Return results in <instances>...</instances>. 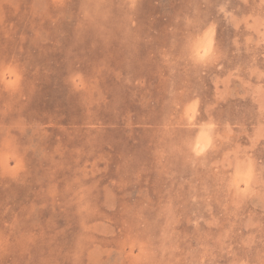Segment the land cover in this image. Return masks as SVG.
Here are the masks:
<instances>
[{
  "label": "rangeland",
  "instance_id": "374dc122",
  "mask_svg": "<svg viewBox=\"0 0 264 264\" xmlns=\"http://www.w3.org/2000/svg\"><path fill=\"white\" fill-rule=\"evenodd\" d=\"M262 158L264 0H0V264H264Z\"/></svg>",
  "mask_w": 264,
  "mask_h": 264
},
{
  "label": "snow or ice",
  "instance_id": "6c2138e0",
  "mask_svg": "<svg viewBox=\"0 0 264 264\" xmlns=\"http://www.w3.org/2000/svg\"><path fill=\"white\" fill-rule=\"evenodd\" d=\"M212 30L209 29V32L207 33V39H206V46L204 49H202V51L204 52V56L201 57V59H210L212 54H213V50H212ZM12 75L13 77H15V79L12 80H5V82L8 84V86L10 88H14L16 87L17 83L20 80V74H18L17 70L9 67L7 69V72L5 73V76L7 77V75ZM75 79L79 80V77H75ZM262 163H264V158H262Z\"/></svg>",
  "mask_w": 264,
  "mask_h": 264
},
{
  "label": "clouds",
  "instance_id": "9594fccd",
  "mask_svg": "<svg viewBox=\"0 0 264 264\" xmlns=\"http://www.w3.org/2000/svg\"><path fill=\"white\" fill-rule=\"evenodd\" d=\"M22 75H23V74L20 73V80H19V82H18L17 85H16L17 88H18L19 86H21L22 83H23Z\"/></svg>",
  "mask_w": 264,
  "mask_h": 264
},
{
  "label": "bare ground",
  "instance_id": "6f19581e",
  "mask_svg": "<svg viewBox=\"0 0 264 264\" xmlns=\"http://www.w3.org/2000/svg\"><path fill=\"white\" fill-rule=\"evenodd\" d=\"M200 133H202V132H200ZM200 133H199V134H200ZM201 151H202V150H201Z\"/></svg>",
  "mask_w": 264,
  "mask_h": 264
}]
</instances>
